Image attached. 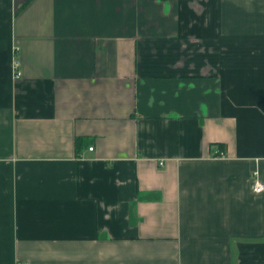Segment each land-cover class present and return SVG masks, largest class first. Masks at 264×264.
Listing matches in <instances>:
<instances>
[{
	"label": "crops",
	"instance_id": "0c3cea01",
	"mask_svg": "<svg viewBox=\"0 0 264 264\" xmlns=\"http://www.w3.org/2000/svg\"><path fill=\"white\" fill-rule=\"evenodd\" d=\"M0 264H264V0H0Z\"/></svg>",
	"mask_w": 264,
	"mask_h": 264
},
{
	"label": "built area",
	"instance_id": "2783aa9c",
	"mask_svg": "<svg viewBox=\"0 0 264 264\" xmlns=\"http://www.w3.org/2000/svg\"><path fill=\"white\" fill-rule=\"evenodd\" d=\"M13 72H14V77L15 78H19L21 76V73L19 71V63H18V61H14V63H13ZM89 150L92 151L93 148L90 147ZM214 156L215 157H219V158H223L224 154L221 151H216L214 153ZM160 165H162L161 162H160ZM252 190H253L254 193H260V192L263 191V186L260 183L254 181L253 186H252Z\"/></svg>",
	"mask_w": 264,
	"mask_h": 264
},
{
	"label": "trees",
	"instance_id": "16d2710c",
	"mask_svg": "<svg viewBox=\"0 0 264 264\" xmlns=\"http://www.w3.org/2000/svg\"><path fill=\"white\" fill-rule=\"evenodd\" d=\"M81 140H82V139H80V138H77V139L75 140V147H76V148L78 147L79 142H80Z\"/></svg>",
	"mask_w": 264,
	"mask_h": 264
}]
</instances>
